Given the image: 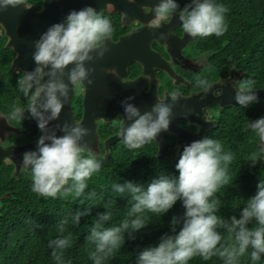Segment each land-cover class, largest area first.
Wrapping results in <instances>:
<instances>
[{"label":"clouds","instance_id":"1","mask_svg":"<svg viewBox=\"0 0 264 264\" xmlns=\"http://www.w3.org/2000/svg\"><path fill=\"white\" fill-rule=\"evenodd\" d=\"M20 6L25 10L31 8L29 0H0V12ZM150 11V29L160 28L177 14L183 32L193 40L219 38L228 29L229 9L218 0H187L183 7L178 0H158ZM115 30L111 16L91 5L70 10L33 41L35 66L30 71L22 70L16 80L17 98L6 112H0V118L7 123L22 124L29 117L36 121L40 135L35 150L23 152L20 162L31 177V192L44 200L71 195L83 206L62 216L56 226L58 235L47 242L55 264H71L65 259V252L72 247L73 239L71 232L65 233L69 224L76 227L82 217L91 218L96 193L86 189L101 171L106 156H98L88 148L84 141L89 135L87 127L81 122H59L60 113L69 99L70 86L71 91L75 87L82 92L85 83H93L94 63L109 51L108 42H112ZM230 67L236 70L234 63ZM216 84L221 87L214 88ZM224 85L234 91L235 104L242 109L260 101L256 92L260 88L254 78L213 82L200 74L191 81L193 94H200L199 100L210 91L212 96H220ZM181 99H185L181 90L173 88L144 111L134 103V96L121 100L122 114L113 128L124 149H142L156 142L161 132H168L173 109ZM190 113L194 114L193 109L187 108L185 118ZM246 129L264 145V116L250 120ZM262 157L264 147L258 146L257 151L242 154L240 165L247 162L254 167L258 161H264ZM235 159V154L219 139L205 135L183 145L174 173L159 171L146 185L132 180L112 183L110 191L126 200V210L121 214L111 200L102 205L104 211L92 218L85 237L91 246L88 259L92 264H107L126 240H136L156 221L163 225L161 217L179 202L184 209L182 215L171 216L169 230L162 232L155 244L135 251L134 264H189L195 257L203 261L216 257L221 264H258L264 259V179L258 180L253 195L233 206L235 210L242 205L238 216L225 218L221 214L223 205L217 194L233 183L229 171ZM86 200L93 202L85 204ZM117 215L119 222L113 223ZM26 222L35 223L30 218Z\"/></svg>","mask_w":264,"mask_h":264},{"label":"flooded vegetation","instance_id":"2","mask_svg":"<svg viewBox=\"0 0 264 264\" xmlns=\"http://www.w3.org/2000/svg\"><path fill=\"white\" fill-rule=\"evenodd\" d=\"M51 1L29 0V5L35 13H40L45 10V3ZM65 2L62 9L66 12L91 5L89 0H61V3ZM157 2L158 0H135V3L130 4L127 0L124 7L126 13L116 10L110 3L97 4L98 7L104 8L98 11L110 15L114 22L116 29L114 42L136 32H144L146 35L142 40L143 51L129 53L128 56L133 57V60L126 61L125 58L120 64L114 62L111 67L95 69L93 83L91 85L85 83L82 92L77 91L75 87L71 91L70 86L69 95L71 94L75 122L82 124L85 114L84 101L87 95L91 98V118L96 125L97 134L90 138L89 132L85 137V143L98 156L106 155L107 158L114 147L122 145L120 140H111L116 136L113 125L122 114V111L117 112L121 109L120 101L127 96L135 97L134 103L141 111L148 109L156 98L163 97L173 88H179L185 97L173 109L169 131L159 134L164 150H160L157 141L151 143L156 146L157 155L160 157L168 156L170 149L179 151L192 140L209 136L219 126L224 109L237 106L233 99L234 91L227 85L223 86V92L218 97L212 96L210 91L203 100H199L200 94H193L191 81L196 75L203 74L213 82L219 79H237L243 82L247 79V74L237 66L236 70H231V67L215 63L212 60V53L203 50L196 44V39L193 40L183 32L177 14H173V17L162 23L158 29H142L151 22L153 13L150 9ZM20 7L25 10L23 6ZM18 8H14L16 13ZM8 10L13 11V8ZM10 17L8 13L0 12V112H6L7 106L17 98L16 80L22 70L30 71L35 66L31 60L29 63L19 61L14 67L20 56L14 48L8 46L10 38L4 24L7 25ZM125 17L130 22L129 25L123 23ZM161 33L165 35L162 37ZM7 72L11 73V76L5 79ZM213 87L221 86L216 84ZM21 103L24 101L21 100ZM198 106L199 109H196ZM187 108L197 112L187 114L185 118ZM112 113L115 116L112 120L102 117L111 116ZM171 127H177L182 133L174 132ZM39 135V129L29 118L22 124L7 123L0 118V153L6 156L0 164V172L2 171L4 175L0 179V211L4 206V198L15 196V186L25 185L30 190L31 177L20 162L23 152L35 150V141Z\"/></svg>","mask_w":264,"mask_h":264},{"label":"trees","instance_id":"3","mask_svg":"<svg viewBox=\"0 0 264 264\" xmlns=\"http://www.w3.org/2000/svg\"><path fill=\"white\" fill-rule=\"evenodd\" d=\"M187 0H178L183 7ZM229 9L226 14L228 29L226 33L216 38H197L196 44L203 50L212 53V60L220 65L230 67L235 64L246 74V78H254L257 81V89L261 94L258 103L251 104L245 109L230 107L224 109L219 126L209 136L219 139L226 149L231 150L236 159L230 166V182L217 194L223 207L221 214L227 218L230 215L239 214L238 206H233L253 195L256 184L260 178L264 179V161H258L254 167H249L247 162H241L242 154L257 151L259 140L254 133L246 129L250 120L264 116V0H218ZM119 26V25H118ZM231 57V61L228 60ZM7 70L8 66H7ZM11 73H5V79ZM180 151V150H179ZM179 151L170 149L168 156L159 157L154 144L145 145L144 148L130 152L124 147L116 146L110 155L105 158L101 171L94 175L88 182L86 191L96 193L95 203L92 207L91 218L82 217L80 225L73 227L69 224L67 232H71L73 244L65 252V259L71 264H92L88 259L90 245L85 237L92 218L97 212L104 211L103 204L114 201L113 207L120 209L121 214L126 210V200L115 197L110 191V186L115 182L132 180L147 184L159 171L174 173V164ZM264 158V157H262ZM4 177L0 172V179ZM14 197L4 198V206L0 211V264H55L51 258L50 249L47 248L49 239L55 238L58 233L56 226L62 216L74 211L79 201L73 200L70 195L65 199L51 198L44 200L31 193L25 185L15 186ZM93 201H85V204ZM184 209L177 202L168 213L161 217L163 225L156 221L148 225L146 229L134 241H125V245L111 258L107 264H134L135 251L139 247L155 244L162 232L169 230L168 221L173 215H182ZM152 215V214H149ZM35 223L29 224L28 219ZM120 216H114L113 223H118ZM36 225H39L37 227ZM189 264H221L213 257L209 261H203L195 257ZM245 264H248L245 261ZM258 264H264L262 259Z\"/></svg>","mask_w":264,"mask_h":264},{"label":"water","instance_id":"4","mask_svg":"<svg viewBox=\"0 0 264 264\" xmlns=\"http://www.w3.org/2000/svg\"><path fill=\"white\" fill-rule=\"evenodd\" d=\"M91 5L95 7L97 10H103L104 8H100L97 6V4L101 3V5H105L107 3H110L114 6V8L118 11H123L126 13L124 7L126 6L127 0H89ZM85 3V1L83 2ZM65 3H61V0H52L51 3L47 2L45 3V10L40 13H35L33 8H30L28 10H23L21 7L18 8V13L15 12V10H8L4 13H8L11 17L7 20V25H5L7 30V35L10 38V41L8 42V46L14 48L18 53L20 58L15 61V65L19 61H23L26 63H29L32 60V52H33V41L35 39H38L40 34L44 32L48 26H50L53 23L61 21L64 15H66L68 12L62 9V5H65ZM79 4V3H78ZM125 25H129L130 22L124 18ZM149 27L144 26L142 29H147ZM141 29V30H142ZM146 36L144 32L139 33L136 32L129 36L121 37L117 42H108L109 51L105 54L104 58L98 61H95L94 67L95 69H101L105 67H111V64L116 62L117 64H120L125 58L126 61L129 59L133 60V57L128 56L129 53H135V52H142L143 51V44L142 41ZM24 56V57H21ZM127 56V57H124ZM257 94H261L259 91H257ZM91 98L86 97L84 101L85 106V114L84 118L82 120V125L87 127L90 132V138L91 136H95L96 133V125L93 123L91 118ZM233 103V102H232ZM235 103V102H234ZM191 104V101H190ZM227 103H222V105H226ZM199 109V106L198 108ZM122 111V108L119 109L117 112L119 113ZM194 114L197 112V110H193ZM25 115H27V111L25 110ZM106 120H112L114 119V115L112 113L111 116H102ZM30 121L33 123V125H36V121L29 117ZM67 121L69 123L75 122L72 108H71V94L69 95L68 101L65 103L61 113H60V120L59 122ZM174 132H180L177 127H171ZM60 134L59 132L57 133ZM119 140L118 137L112 138L111 141H117ZM84 141L86 139L84 138ZM158 146L160 150H164L163 144L161 142V138L158 136L156 139ZM6 156L3 153H0V164L4 160ZM160 157V156H159Z\"/></svg>","mask_w":264,"mask_h":264}]
</instances>
